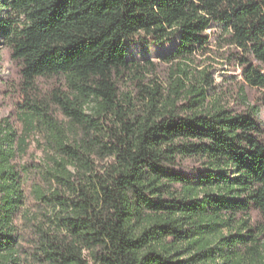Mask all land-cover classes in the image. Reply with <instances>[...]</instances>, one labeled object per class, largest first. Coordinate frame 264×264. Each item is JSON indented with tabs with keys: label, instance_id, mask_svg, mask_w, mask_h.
Returning <instances> with one entry per match:
<instances>
[{
	"label": "trees",
	"instance_id": "trees-1",
	"mask_svg": "<svg viewBox=\"0 0 264 264\" xmlns=\"http://www.w3.org/2000/svg\"><path fill=\"white\" fill-rule=\"evenodd\" d=\"M1 46L0 264H264V0H0Z\"/></svg>",
	"mask_w": 264,
	"mask_h": 264
},
{
	"label": "rangeland",
	"instance_id": "rangeland-1",
	"mask_svg": "<svg viewBox=\"0 0 264 264\" xmlns=\"http://www.w3.org/2000/svg\"><path fill=\"white\" fill-rule=\"evenodd\" d=\"M211 32V41L214 40L215 28L209 29ZM165 45H152L146 41L130 44L126 43L127 56L137 60H144L149 58L153 62L159 64L157 60L169 50V47ZM166 47V48H165ZM165 48V49H163ZM197 59L203 60V63L200 66H197L198 69L206 68L210 70L209 75L213 78L214 84L219 89L224 87H229L231 85L237 90L239 86H244V82L240 73V68L231 60H225L215 54L207 53L206 55L197 56ZM193 65L194 63H190ZM160 65V64H159ZM160 76L162 77V70L164 69L163 64L159 66ZM166 68V67H165ZM166 70V69H165ZM166 75V72L164 73ZM229 76H233L230 78ZM18 80V68L17 64L11 59L8 50L1 46L0 47V81H5L6 83L16 82ZM2 86V85H0ZM6 84L5 87H7ZM247 91L248 103L258 105V119L264 125V105L258 104L257 96L258 93L252 89H245ZM234 104L237 103V100H232ZM231 103V102H230ZM13 110V101L9 97H6L4 94L0 95V118L5 117L11 113ZM36 158L40 157L39 153H35Z\"/></svg>",
	"mask_w": 264,
	"mask_h": 264
}]
</instances>
